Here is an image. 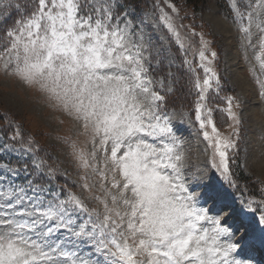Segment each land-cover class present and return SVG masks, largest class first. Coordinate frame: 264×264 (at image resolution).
<instances>
[{
	"label": "snow or ice",
	"instance_id": "1",
	"mask_svg": "<svg viewBox=\"0 0 264 264\" xmlns=\"http://www.w3.org/2000/svg\"><path fill=\"white\" fill-rule=\"evenodd\" d=\"M119 7L118 0H0V23L14 12L18 17L0 36L3 70L45 93L91 144L88 152L71 145L83 172L78 187L87 195L36 183L35 176L0 188V264H251L246 253L264 249V199H233L224 187H236L229 150L237 145L221 136L206 107L209 90L218 94L221 83L209 66L207 42L201 35L203 80L190 60L184 64L197 93L194 120L212 149L210 166L222 178L216 185L203 183V172L188 170L184 141L156 89L164 82L149 72L143 30ZM168 7L178 14L174 4ZM231 8L251 45L253 26L264 34V0H231ZM159 12L184 49L173 17ZM260 46L255 58L264 69V35ZM255 79L264 96V80ZM225 99L222 111L239 125L235 98ZM232 135L239 138L238 130ZM18 137L19 129L11 139ZM20 143L34 154L31 141ZM33 164L36 176L55 179L56 170L43 160ZM84 248L87 258L78 251Z\"/></svg>",
	"mask_w": 264,
	"mask_h": 264
},
{
	"label": "rangeland",
	"instance_id": "2",
	"mask_svg": "<svg viewBox=\"0 0 264 264\" xmlns=\"http://www.w3.org/2000/svg\"><path fill=\"white\" fill-rule=\"evenodd\" d=\"M126 1L118 0L120 7L117 10L127 11L137 29L143 30L151 52L149 72L154 80L164 82L162 90L159 85H156V89L165 96V103H168L166 110L172 118L174 128L184 141L188 170L192 173H204L206 170L209 174L206 176L204 173L203 183H223L219 174L210 166L209 157L212 149L208 148L207 142L198 132V124L194 120L197 93L193 87L194 77L188 65L184 64L185 59L190 60L203 80V69L198 67L202 35L207 42L205 54L212 60L209 66L216 71L221 82L218 94L214 90H209L206 107L212 109V118L221 136L230 137L237 145L236 149L229 150L232 177L236 180L238 172L243 173L257 187L259 185L258 191H251L250 195L239 191L237 183L234 189L227 188V185L224 187L233 199L240 197L264 199V96L260 95L261 90L255 79L259 77L264 80V69L255 58L261 52L260 40L264 34L253 26L252 43L251 45L247 43L234 22L231 0H202L192 6L178 0V14L159 5L157 7L154 0H145L140 7ZM20 2L23 4L26 0ZM239 6L244 10L243 5ZM160 8L173 17V22L185 44L184 49L179 47L172 34L160 22ZM16 18L18 17L14 12L12 19L0 23V36H3L5 28L10 27ZM212 51L217 53L214 59L210 55ZM145 55L148 56V52ZM2 65L3 61L0 60V117L3 116L6 121L4 124L0 123V126H8L11 135L6 137L0 131V188H6L13 183L23 185L35 176V182L38 178L39 183L50 182L53 187H62L58 182L65 180L70 184L72 191L87 195L78 187L82 183L83 172L78 167L79 161L71 145L75 142L77 148L88 152L91 150L89 137L83 134L80 124L55 107L45 93L37 87L27 86L11 71L5 72ZM183 86L190 91L189 103H174L173 99L181 96ZM226 97L235 98L233 110L240 118L239 125L222 111L227 107ZM236 104L239 107H235ZM185 113H188V117ZM17 129L20 131V137L13 141L11 137L15 135ZM234 130H238L239 138L232 135ZM21 139L25 147L31 141V146L35 149L34 154H26L21 150ZM6 144L12 147H4ZM43 158L46 159L44 162L47 166L56 170L54 180L49 181L45 174H41L43 179L36 176L33 160L40 161L44 160ZM13 160L17 164L10 163ZM4 165L15 170L16 174L8 171ZM25 167L27 173L24 171ZM93 191L96 192V189ZM92 206L100 207L98 204ZM78 251L87 258V248ZM260 251L261 258L257 256ZM248 253L252 258L251 264H264V249L258 248Z\"/></svg>",
	"mask_w": 264,
	"mask_h": 264
},
{
	"label": "trees",
	"instance_id": "3",
	"mask_svg": "<svg viewBox=\"0 0 264 264\" xmlns=\"http://www.w3.org/2000/svg\"><path fill=\"white\" fill-rule=\"evenodd\" d=\"M145 0H127L126 2H129V3H132L133 5L135 4L136 7H140L144 2ZM170 2H172L176 8L179 9V5H178V0H168ZM184 2H186V4H189V5H194V3L197 5L199 4L202 0H183ZM155 4L156 5H159V6H162L164 8L165 7V4H164V0H154ZM167 10H169L168 8H166ZM170 11V10H169ZM187 81H189L188 79H186ZM185 81V82H187ZM188 92L190 93L189 89L186 88V86H183V89L181 90V96H179L177 99H173V102L174 103H183V104H187L189 103V94ZM167 105L168 103H165V107L167 108ZM6 121V118H4L3 116L0 117V123L4 124V122ZM3 127V128H2ZM0 131L1 133L6 136V137H10L11 135V132H10V129L8 128V126L4 125V126H0ZM37 152L40 153L39 149H37ZM44 160L43 161H46L45 158H43ZM1 161V160H0ZM10 163L12 164H17L16 161H11ZM63 180H60V182H58L59 184H61L62 187L66 186L67 188H71L70 184L67 183L65 180L64 182H62ZM37 183H39L38 181V178H37ZM235 182L237 183L238 187H239V191H241L243 194L245 195H250L252 194V192H257L258 191V187L255 183H252L250 181V179L245 176L243 173H239L237 174V178L235 180Z\"/></svg>",
	"mask_w": 264,
	"mask_h": 264
},
{
	"label": "bare ground",
	"instance_id": "4",
	"mask_svg": "<svg viewBox=\"0 0 264 264\" xmlns=\"http://www.w3.org/2000/svg\"><path fill=\"white\" fill-rule=\"evenodd\" d=\"M242 83H243V82H242ZM241 86H242V84H241ZM242 87H243V86H242ZM253 113H254V116H255V115H256V110L253 111ZM204 173H205L206 176H208V174H209L206 170L204 171ZM211 184L216 185V184H218V183H217V182H214V183H211ZM246 254H247L248 256L251 257V255H249V253H246ZM253 261H254V260H253ZM253 261H252V262H253Z\"/></svg>",
	"mask_w": 264,
	"mask_h": 264
}]
</instances>
